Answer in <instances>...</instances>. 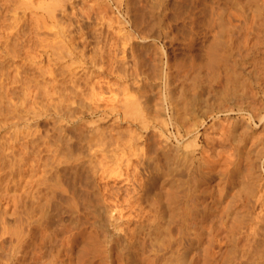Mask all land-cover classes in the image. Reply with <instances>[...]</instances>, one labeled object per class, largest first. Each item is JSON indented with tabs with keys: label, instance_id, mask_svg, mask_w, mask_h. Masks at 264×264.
Segmentation results:
<instances>
[{
	"label": "rangeland",
	"instance_id": "374dc122",
	"mask_svg": "<svg viewBox=\"0 0 264 264\" xmlns=\"http://www.w3.org/2000/svg\"><path fill=\"white\" fill-rule=\"evenodd\" d=\"M61 1L60 0H30V1L29 0H0V99H1V101H0V235H1L0 236V251H1L0 252V264H17V263L18 264H32L34 259H37L39 256H41V255L46 256L45 251L48 247H47V243L45 241L44 242L46 243V246H43L42 247L43 249H39V251L38 250L36 251V249H38L39 247L35 248L37 246H40L39 245L40 243H41V246L45 244L44 242L40 241L41 238H39V237H41V235L40 234H39L40 236L37 235L38 232L40 233V230L37 228L32 229L33 231L31 232L32 234L34 233L33 234L34 236L31 234L32 235L31 237L32 238L35 237V238H33V239H35V241L32 238H29V241H31V242H29L28 237L24 236L22 238L23 240H21V242H18L20 244L17 245V241H16L17 237L15 234V230L17 229L16 228L17 223H16V219L14 220V218H16L15 217L16 216L15 211H14L15 210L14 204L16 205L17 198H18L16 195H19L21 192H23V190L26 191V187H25L26 184L23 181L25 180V178L27 179V177L22 179V183L24 184V186H22L23 184L21 183V181L17 182L18 181L17 172H16V170H17V159H18L17 156L19 154H21L23 156V160L24 159L27 160V158L34 159L33 157L36 158L38 156L44 157V155H43L44 151H46L48 149L49 151H47V152H49L51 154L50 150L53 149L54 145H56L57 143L59 145L57 144L55 146V148H57L56 150L58 153H59L60 149L63 148L61 150H63V151L65 150L68 152V153L64 152L65 154L66 153H67V155L70 154V156H68V159L70 157V160L68 161V159H67L68 164L70 161H71L70 162L71 166L73 164L74 165L77 163L79 164L80 161L83 163L82 164L83 166L79 165V168L77 167L75 169V170L78 169V172H76L77 177L80 175L79 180L76 181V179H75V181L77 183L75 182V184L72 185V178L74 176L73 175L74 169L70 168L72 171L69 170L71 172V174H69L70 173L69 171H68L69 173L67 172L66 176L68 178L64 179L65 184L68 185L70 182V184H69V186L71 185L70 187L75 185L77 187L76 188L74 186V189L76 188V193L79 191L80 188H81V190H80L81 194L84 193L85 188H87V186H84V185H88L89 190H90L89 192H93V193L97 194L99 197L101 196V193L102 194L104 193L103 195H104V198L106 199L105 203H104V201L99 199L98 204H97V202H95V203L91 202V205L92 206L93 205L94 206L95 205L101 206V204H102V206L104 205L103 207H107L108 210L114 209V210L110 211V214L112 213L111 217L113 219L112 218L109 219V217H110V214H109L107 216L108 218L107 217L105 218L106 223H105V225H103L102 228L99 227L100 223H99V221H97V218L94 216V213H93L94 208L87 206L88 204L86 202L89 199L87 197L88 195H86V194H83L81 196L80 193H77L78 195H80L79 201L81 202V204L78 205L80 207L79 209L81 210V211L79 210L78 215H80L79 213L81 212L82 216L84 215V217L85 216L87 217V218L85 217L86 218L85 219L84 217H82L80 215L81 217L79 216V219L81 218L80 220H82V221L79 220L80 224H79V221H78V223H76V225H75V223L71 222V218H72V221H74V219L76 218V216H75L76 213L74 212V215H73V213L71 214L66 206L62 205V207H61V205H59L60 210L58 207L56 210H52L51 213L53 214L54 217L50 213L52 217L50 216V218H49L50 220L48 219L49 223L47 224V226L49 227V230L51 229L50 231H54L56 234V236L53 238V241H52L53 247L51 248V250L52 249L53 250L51 251V253L53 254L54 251L55 252L59 251L58 255H56L57 253H54V256L56 255V258L52 255L53 259H55V261H57V263H59L60 261H62L63 264H72V263L73 264H111L112 262H113L112 264H114L115 262H116L115 264L119 263L121 260L120 261L115 260L116 257L118 259L117 252L119 253V251H116L117 247L115 248L116 252L115 251L110 252V251H108L109 249L107 248L108 245L106 244V242L108 243L110 238H112V237L114 238L116 236V235H113L116 233L115 231H117V233L119 234V232L122 230V231H124V233L126 234L128 239L131 238L130 240L134 241L136 243L134 244L135 247L133 246L132 248H130V251L132 253L134 252L132 254V256L130 253L129 256H131V257L128 256L127 261H125V260L121 261V262H123L121 264H136V263L137 264H185V263L186 264H239L242 260V258H241V246H240L243 243V242H241L242 237L245 238L246 233H250L253 229L258 228V226L262 225V227H264V219H263L264 216H262V214H264L263 213L264 212V206H262V208H260L261 206L256 202L257 198L255 197V195L257 194L258 191H261V189H264V185H262V184H264V171L262 168H260L261 162L264 161V158H262V153H261L264 150V118L261 122L257 121L256 120L257 118H256L255 119L257 121L256 123H254L252 121L250 122L248 120H247L248 122L247 121H240L241 122L240 125L235 128L234 133L237 134L238 138H242L240 144L243 143V147L240 150V156L241 157H240V161H239V163H240V166L238 167L239 169L237 168L238 171L236 169V173L233 176V183H232L233 185L232 184H231V186L229 185L227 192L224 193V191H223V187H224V185H226L225 184V182H226L225 177H227V175H223L222 173H219V172L217 173L219 168H217L218 170L215 171V173H217V174H215L214 177H212V179L209 182L202 181L199 183L200 185L197 187V189L199 191L196 190L197 191L196 194L199 195L198 203H201V204H198V206H197V209L199 210V212H197V214L201 212L200 207L204 208L205 205L207 206L206 203H210L209 201H212L213 199H216L215 200V202H216L215 207L216 208H214L213 210H209L208 215H206L204 225L206 223L207 224L205 225V229L202 232L201 243H199V245L194 244V246H197V247H195L193 250L192 249L189 250L190 252L187 251L186 253H184V255H182L181 258H180L181 253L178 254V252L176 251L177 245L173 243V240H171L174 237L172 235L175 233H178L179 231L176 230V228L182 225L181 226L182 229L180 230L179 233L182 234L189 229V231L186 232V236L188 233V235H189L188 238L189 237L192 238L191 234L193 233V231H194L193 227H195L196 224L194 222L192 223V220H191L190 216H188V214L183 213L185 211L184 209H187L184 205L183 206L180 205L179 210H174L175 212H169L167 210L168 212L166 213L167 214L166 217L168 216V218L171 217L172 219H174V222H172L173 220H171V222H172L171 227L174 228V231L172 230L173 234L170 236H167V234H166L167 232H165V231H164L165 233L162 232L163 231L162 229H164L163 226H165L167 224V223H165V224H163V226H161L162 231L160 229L159 230L163 234H166V235H163V234L161 235L159 230L155 231V233L152 234V237H151L152 241L150 239L146 240L147 241V245H146V241H143V240H145V238H144L145 235H143V231L140 230L141 228L138 227L139 224H142V226H143V221H141V220H143V218H142L143 217L142 216L143 210H141V209H143V204L140 205L141 202L140 201L136 202L134 200L135 197H133L135 194L134 189L138 185H139L138 186L139 189L142 188L141 185L143 184V178L145 177L143 175V169H142L143 163H140L138 161V158L135 157V155H132L134 153H137V150L134 152V149L132 148V150H133V152L131 150L132 154L128 153L130 151L126 150V149H128L126 146L128 143H126V142H128V140L130 141L131 139H133V141L131 140L133 147L135 148L137 146L136 148H140L141 146L143 147V136L146 137V139L148 140L147 141L148 153L152 155V156L150 155V157H154V155L157 152L156 150H158L157 147L162 146V143L160 145V143L158 141L159 140L158 135L162 132L165 136L169 137V141H167L166 147L164 148V150L170 151L171 153L179 150L178 152L181 153L183 151L181 149L182 145L184 144L183 145V149H184V146L189 145L191 143V142L189 143V141H191V140H190V138L188 139V138H186V136H184L183 139L176 141L172 137V135L174 134V129L172 126V119L174 116H176L173 112L178 113L180 111L178 114H181L182 111L185 112L186 110L185 109L183 110L182 105L185 104V102L187 101V98L192 96L196 92L197 89H200L201 87H203L205 90H207V87L210 84L214 85V86L216 85L215 88H221L222 87V85H220L221 83L223 84L222 77H223V73H224L223 72L224 61H222V59L224 60L227 58L226 57V55H228L227 51H228V53H230V52L233 53V55H232V53L229 54V56L232 57L227 62V63L230 62L229 63L230 65L228 64V66H227L229 68H232V65H233L232 63H234L236 60H238L236 56L239 55L238 56L239 59H240V57L242 58V56H243V59H240V61L238 60L239 63L242 61L240 63L242 65L238 66V69H237V67L235 68V70L237 72L239 71V73H237L236 71H235V73L240 75V81L245 80L248 83V85H247L248 96H251L253 94L254 98L256 97L257 100L258 99L260 100V97L264 93V56H263L264 55V0H236V1L235 0H169V1L168 0H161L162 2L160 0H152V1L151 0H148V1L137 0V2H135L136 0H94V1L93 0H88V1L87 0H61ZM113 1H115V2H113ZM118 1L120 2V5H118L119 4ZM127 1H128V3H127ZM153 1L155 3H157L158 5L155 4ZM159 1L162 4H160ZM24 2L25 3L27 2V4L24 5L25 4ZM52 2H54V3H52ZM87 3H88V5H87ZM93 3H94V5H93ZM36 4H38V5H36ZM42 4L45 6V8ZM121 4H122V6H121ZM40 5H41V7H40ZM80 5L82 6L83 9L80 8L81 7ZM151 5L152 6L154 5L155 7L157 6L156 9L158 8L157 10H155V8L153 6L155 13H157L156 16H158L157 21L159 22V24H157L158 26L156 25L157 27L151 25V23H152L151 19H150L151 17H149L150 14L148 12V8ZM28 6H30V7H28ZM184 6H185V8H184ZM52 8H54L53 12L51 10ZM78 8H79V10H81L82 13L79 12ZM87 8H89L90 10H88ZM43 9H48V10H43ZM91 9H93V10H91ZM221 9H223L225 11L223 12V10H221ZM83 10H85V11H83ZM87 10H88L89 14H88ZM108 10H109V12H108ZM244 10H246V11H244ZM50 11L52 13H50ZM90 11H92V12H90ZM221 11L223 12V14ZM239 11H241V12L238 13ZM46 12H49L50 16ZM190 12L192 14H190ZM176 13L178 14V17H177ZM216 13H217V15H216ZM211 14H212V16H211ZM239 14H240V20H239ZM244 14H245V16H243ZM246 14H248V15H246ZM85 15H86V17H84ZM89 15H90V17H89ZM214 15H216V16L214 17ZM218 15H220V16H218ZM235 15L238 17H236ZM51 16H53V17H51ZM91 16H93V17H91ZM99 16L102 19L99 18ZM106 17H108V18H106ZM252 18L254 19V21ZM77 19H78V21H77ZM149 21H150V23H149ZM173 21H174V23H173ZM250 21H252V22H250ZM76 22H77V24H76ZM10 23H12V24H10ZM80 25H81V27H80ZM146 26H147V28H146ZM152 27H154V29ZM233 27H234V29H236V31L234 29H232ZM246 29H247V31H246ZM82 30L87 32V35L89 36L88 38L91 37L89 35V33H92L91 35H94L96 37V40L94 39L95 37L92 36V38L93 37L94 38L93 39L90 38L92 41L91 46L86 48V50L83 51V55L80 56L81 53L79 51L81 49V43L79 42V40L82 42V39L77 38V37H81V36H76V35H78V33H79V35H81ZM120 30H121V33H119ZM126 30H127V32H126ZM76 31H78V33ZM111 31H113V32H111ZM59 33H60V36H59ZM99 33H101V34H99ZM118 33L121 34V37H119ZM69 34H73L72 35L73 37L75 36L74 38H75V41H77V43H74L75 41L73 43L75 46L78 45V46H76V47H78L77 49H71V45L69 43H67L68 42L67 39L69 38V36L71 37V35H69ZM115 34H117L118 36ZM122 34L124 35V37L122 36ZM125 34L127 35V37H125ZM229 34H230V36L228 37ZM157 35H158V37L159 36L160 37L158 38ZM231 35H233L235 37V38H231L232 40L233 39L234 40L232 41L231 39H229L227 41L228 38L233 37ZM64 36L66 39L64 38ZM142 36H143V38H142ZM17 37H18V39H17ZM131 37H133V38H131ZM122 38H127V40L125 39L126 40L125 41ZM145 38H147V39L145 40ZM58 39L60 41H63V43L60 42ZM253 39H256L257 45L255 43V40L253 41ZM56 40H58L57 43H56ZM93 40L95 42H93ZM97 40H99V41H97ZM235 40H238L237 41L238 43ZM96 41L99 43H97ZM124 41L127 44L126 45V52H125V55L127 57L125 56L126 60L124 59L126 64L128 63L127 65L124 64V60L122 61L123 63L121 62V60L119 61V59H122V58H120L122 56L118 55L119 54L118 50L120 49V47L122 46V43H124ZM48 42L49 43L51 42L53 45L54 44L55 45L51 48H48V47L52 46L51 44L49 45ZM226 42H229L228 43L229 45H227ZM231 42H232V44H231ZM236 43L238 45H240L239 46L240 48L237 46V49H240V50H237V53L240 52V54L236 53V49H235V46L237 45ZM252 43H254V46ZM45 44H47L46 47H45ZM106 44L108 47L106 46ZM232 46H233V49H232ZM93 47H94V49L95 48L96 49L94 50ZM98 47H100V48H98ZM132 47L134 48V50L132 49ZM58 48H63V49H59V51H56V50H58ZM107 48H108V50H107ZM50 49H52L54 52H52V50H50ZM100 49L101 50L103 49L105 51H103V50L101 51ZM227 49H229V50L232 49L233 51L231 50L229 52V50H227ZM77 50H79V51H77ZM89 50H91V51H89ZM97 50H98V52H97ZM146 50H147V52H146ZM12 51H13V53H12ZM32 51H33V53H32ZM60 51H62L63 53ZM77 52L79 54H77ZM95 52H96V54H94ZM111 52H112V54H111ZM54 53H56V55ZM86 53L87 54L89 53V54L87 55ZM102 53H103V55H102ZM53 54H54V56H52ZM106 54H108V55H106ZM135 54H136V56H134ZM94 55H95V57H94ZM114 55L115 56L118 55L119 57L115 58ZM34 56H35V58H33ZM47 56H48L50 62L46 61L48 59ZM81 57H82V60H81ZM108 57H109V59H107ZM211 57H214L213 58L214 60ZM88 58L89 59L94 58L95 61L92 64L87 63L88 65L86 64V66H84V64H83L84 59L89 60ZM110 58H111V60H112V58H114L113 60H115L114 61L115 64H111V66L110 65L108 66V62H104V61L110 60ZM135 58H136V61H135ZM217 58H219L220 62L218 61ZM234 58H235V60H233ZM32 59L33 60L35 59V61H38L39 59L42 60L41 64L38 65L39 68H36V69H39V70L41 69L40 71H42L45 68L46 74H44V72H43V75L40 76L41 75L40 71L38 70L39 73H37L38 71L36 72L35 67H34L35 71H33V66L30 65L31 61H33ZM117 60L119 61V63L121 62V64L122 65L124 64V65L123 66L121 64L118 65ZM137 60H138V62H137ZM166 61H168V62H166ZM71 62H73V63H71ZM216 62L218 64H215ZM221 62L223 64L220 65ZM45 63H47V64H45ZM131 64L132 65L134 64V66H132ZM156 64H157V66H156ZM205 64H207V65H205ZM214 65L216 67H214ZM41 67H43V68H41ZM83 67H85L84 73L81 71V69ZM118 67H120V68L118 69ZM129 67H131L132 69ZM158 67L159 68L161 67V68L159 69ZM168 67H169V70H168ZM47 68L49 71L47 70ZM154 69H156L157 71ZM47 71H48V73H47ZM85 71H86V73H85ZM258 71H260V72L258 73ZM122 72H125V73H122ZM62 73H64V74H62ZM216 73H218L219 76H218V74H217V76L214 75ZM83 74H86L87 76L83 75ZM139 74H140V76H139ZM241 74H243V75H241ZM254 74H256L255 75L256 77L253 76ZM15 75L17 77H15ZM89 75H91V76H89ZM199 75L202 77H200ZM1 76H3V77H1ZM13 76L15 78H13ZM71 76H74V77H71ZM166 76H167V78L165 79ZM210 76H214V77L212 78ZM215 76H216V78H215ZM198 77H200V78H198ZM202 78H204V79H202ZM214 78L217 80L214 81L215 80ZM220 79H222L221 83L220 82L218 83V81ZM24 80H25V82H24ZM62 80H64V83ZM212 81H214V82H212ZM35 82H36V84H35ZM44 82H45V84H44ZM47 82H49L50 84L49 83L47 84ZM51 82H53V83H51ZM73 82H74V84H73ZM165 82H166V84H165ZM58 83H60V84H58ZM256 83L259 85H257ZM192 84H193V87H192ZM254 84H256V85H254ZM25 85H28L27 86L28 89L25 87ZM43 85H45V86H43ZM198 85H199V87H198ZM49 86H50V89H52L53 91L49 89ZM61 86H62V88L65 87L66 90H65V88L62 89ZM66 86H68L69 88ZM89 86H90L91 90L89 89ZM52 87L53 88L55 87L56 90H54L55 88L53 89ZM29 88H31V89H29ZM40 88L41 89L43 88L45 90V92L43 90L39 91V90H41ZM260 88H262V89H260ZM47 91H48V93H51V94L48 95V93H46ZM57 91H58V94H57ZM61 91H63V92H61ZM88 91L90 94L88 93ZM5 92H7V93H5ZM21 92H22V94H21ZM25 92L27 94L29 93V95L25 94ZM168 92H169V94H168ZM52 93H53V95H52ZM84 93L86 95L89 94L90 97L85 96ZM95 93H96V96L94 95ZM6 95H8V97ZM25 95H27V97ZM142 95L144 97L143 99H142ZM2 96L5 98H3ZM58 96H60L62 99H60V97L58 98ZM181 96L185 97V98H182ZM49 97L51 98V100ZM81 97H82V99H81ZM23 99H24V101H23ZM46 99H47V101H46ZM55 99L60 101V103L57 102ZM149 99L152 101H150ZM48 100H50L54 103L60 104L59 108L56 107V106H58V104L56 105L52 102H51L52 103L51 104ZM257 100L254 102V104L251 103V105H253L251 107H253V109L255 108V111L253 110V112H255L256 114L261 112V110L263 109V108H260V106H261L260 102L261 101H259V100L257 101ZM6 101L11 102L10 104L12 105V107L10 104H7ZM15 101H16V103H15ZM21 101H23V102H21ZM65 101H66V104H65ZM47 102L49 105L48 104L46 105ZM12 103L16 107L18 106V104H19V106L17 108H15V106H13ZM134 103L138 104V108L140 107L139 109H136V111H135V106H137V105H135ZM181 103H182V105H181ZM257 103H259V105ZM32 104H33V106H32ZM50 104L56 105V106L53 105V107L54 108L56 107V111L58 109L60 111L59 110L57 112L53 111L54 108ZM7 105H9L10 107L8 108ZM42 105H43V107L45 105V107L43 109L41 108ZM132 105L134 107L131 108ZM197 105L198 104H196V106ZM257 105H258V107H257ZM31 106L34 109H28ZM39 106H41V107H39ZM46 106H47V109H46ZM148 106H151V107H148ZM179 106H181L182 109H180L181 107H179ZM242 106H244V105H242ZM19 107H21V108L19 109ZM24 107L26 109H28V111L23 109ZM95 107L97 109L96 113L93 112V109ZM198 107H195L193 110V112H195V114L192 113L194 116L192 114H190L191 116L186 115L188 117H187V120H185L186 116L184 115V117L182 118V121H183V119L185 120V121H183L184 125H185V127H189V130H191L193 128L195 129L197 127L199 130V134H202L204 132L205 128H209L210 124H212V121L215 122V125L217 124L216 126H218V123L220 124L221 122L223 123L224 121H225L224 123H226V121H228V120L230 122H232V121H234L233 119H236V118L241 119L242 118L240 113H233L232 117H229L228 119H227V116L225 114H222L219 116L216 115L214 118H212L209 115H207V116L203 115V113H202L203 110L205 112V109L201 108L203 106H201L199 108ZM185 108L187 110H189V112L193 109L192 108L190 110V107H185ZM244 108L250 110L249 107L245 106ZM6 109H8V110H6ZM10 109H12V110H10ZM127 109H128V111H127ZM176 109H178V110L176 111ZM256 109H261V110L256 111ZM16 110H18V111L16 112ZM29 110H30V112H29ZM32 110H34V112H31ZM130 110H132V111H130ZM139 110H140V112H143V117L146 120V121L144 120L145 121L144 124H143V118L142 117L137 118L134 115L132 116L130 114V112H137V111L139 112ZM24 111H26L28 113H26ZM198 111H200V112H198ZM91 112H93V113H91ZM186 112H188V111H186ZM234 112H238V111H234ZM200 113H202V114H200ZM126 115H127V117H126ZM157 115H159V116L157 117ZM147 117H149V118H147ZM202 122H203V124L201 126H199ZM164 124H166V125L163 126ZM143 125H144V127H143ZM191 126L193 128H191ZM78 127H80V128H78ZM93 127H94V130H93ZM101 128L103 129V131ZM28 130L30 131V133ZM26 131H27V133H26ZM93 132L94 133L96 132L100 135L101 134L103 135V136L101 135L103 138L99 135L102 139L101 144H100L101 147L99 146V144L98 145L96 144V147H94L95 149L92 147L96 152L90 148L91 146L90 147L88 145H87L88 147L86 146L87 140H85L86 136L89 137V135H90L89 138L92 139L91 135L94 134ZM31 133H35L36 135L31 134ZM181 133L183 134V131ZM25 134L26 135L31 134V135L30 136L27 135V138H25L26 137ZM82 134L84 135V137L82 136ZM147 134H148V137H147ZM32 135L33 136L35 135V138H32L33 139L32 141H27L28 139L31 140V138H28V137H32ZM36 137H38V138H36ZM42 138L44 139V141ZM135 138H137L136 139L137 141L135 140ZM204 139L205 138L200 135L199 145H204L206 143ZM107 140H109V141H107ZM45 141L46 142L48 141L47 144L49 142L50 143L52 142V145H53V143H55V142L56 143L53 146L51 145L52 146L51 147L50 145H47L45 143ZM89 141H90V139H89ZM89 141H87V142H89ZM40 142H42V146L44 144V147L47 145V146H50L51 149H49V147L48 148L46 147L47 148L46 150L44 149V147L40 148L39 147ZM34 143L36 144V146L38 145L40 150L44 149L43 153L41 154L42 156L37 154V152H39V149H37L38 150L37 152H36V150L31 152V150L34 147L36 149V146H34L35 145ZM98 143H100V142H98ZM108 143L109 144L111 143V144L109 145ZM29 144H31V145H29ZM60 144H61V147H60ZM65 144H66V146H65ZM102 144H104V145H102ZM105 144L107 147L105 146ZM134 145H136V146H134ZM149 145H150V147H149ZM221 145H222L221 149H224L225 151H232L233 149H231V148H234V146L232 147L228 144L225 145L224 143H222ZM31 146L32 147L34 146V147L32 149H29L28 147H31ZM57 146H59L60 149ZM228 146H230V147H228ZM80 147H81V149H80ZM122 147H124V148L126 147V148L123 150ZM5 148H7V149H5ZM24 148H27V150L25 149V151H26L25 154L27 156L25 154H23ZM82 148H84V149L82 150ZM218 148L220 149V146L216 147V149H218ZM70 149L72 150V152L70 151ZM188 149H190V148H188ZM42 150L40 152H42ZM56 150H54V151H56ZM73 150H75V151H73ZM122 150H123V153L121 152ZM184 150H186V149H184ZM63 151H60L59 154L61 155V153H63ZM92 151H94L95 154L97 155V156L95 155V158H97L98 160H101L102 165H104V166H102V165L101 166L104 168L107 167V169H105V176H104V173H101V172L99 174H94L92 172L93 170H91V169H94V167L89 164V160H88V155L92 154ZM34 152H36L37 156ZM57 152H54V154ZM32 153H34V154H32ZM49 153H46V154H48V156H49ZM46 154H45V156L47 157ZM59 154L58 155L55 154V155H57L56 157H59L60 156ZM63 154H62V156H65ZM123 154H124V157H123ZM67 155H66V158H67ZM158 155H160V154H158ZM28 156H30V157H28ZM62 156H61V158L63 160H66V158L64 159V157H62ZM72 156H74V157H72ZM24 157H27V158H24ZM46 157H44V158H46ZM112 157H114V158H112ZM197 157H198V155H197ZM136 158H137V161H136ZM246 158H248V159H246ZM104 159H106L107 161ZM26 160H24L25 162L23 161L24 164L26 163ZM59 160H61V159L59 158ZM74 160H75V162H74ZM105 161L107 162V164ZM249 163H251L252 166ZM25 166L26 165H24V167ZM91 166H92V168H91ZM225 166L227 167L226 164L222 165V167H225ZM248 166L250 168H253V167L254 168L251 170L250 168H248ZM87 169L88 170L90 169V170L86 171ZM220 169H221V167H220ZM80 170H82V171H80ZM134 170L135 171L138 170V171L135 172ZM85 171H86V173H85ZM231 171H233V169ZM248 171H249V173H248ZM78 173H79V175H78ZM250 173H252L253 175H256V176L251 177L252 174H250ZM27 174H28V172L24 173L23 176H25V175L28 176ZM84 174H85V178H84ZM231 174H232V172H231ZM71 175H73V176H71ZM100 175H101V177H100ZM245 175H247V176L249 175V176L247 177ZM66 176H64V178H66ZM139 176L141 177V179ZM184 176L185 175H182V177H179V178L184 179V181H185V178L187 176H185V177ZM70 177H72V178H70ZM89 177H90V179H88ZM250 177L252 178V181H250L251 180V179H249ZM254 178L257 180L253 181ZM85 179H87V180H85ZM11 180L13 183L11 182ZM78 181H80V183ZM89 181H91V182H89ZM160 181H161V179H160ZM137 183H139V184H137ZM243 183H245V184H243ZM135 184H136V186H135ZM172 184L174 187L176 182H174ZM18 185L21 187H19ZM78 185L80 188H78ZM167 185H165L164 183H161V182H157V184L151 189V193H153L154 195H158V196L161 195V199L163 198V200L166 197H169V198L171 197L173 199L175 194H174V192L173 193L170 192V190L173 187L168 188L169 183ZM255 185H256V188L254 187ZM258 185H261V186H258ZM184 186L187 189V185L185 184ZM240 186L242 188H240ZM251 186H253V187H251ZM137 188L135 190H137ZM185 188H183V189L181 188L182 190L180 189V192H179L180 194L177 192L178 197L180 199L187 192L185 190ZM21 189H23V190H21ZM174 189H175V187H174ZM191 189H193V186ZM183 190L185 192H183ZM19 191H20V193H19ZM168 191H169V193H168L169 196H167L168 194L164 195L165 192H168ZM16 192H17V194H16ZM181 192H183V193H181ZM250 192H252V193H250ZM84 195H85V197H84ZM220 195H222V196H220ZM131 197H133V198H131ZM100 198H102V197H100ZM128 198H129V200H128ZM133 200L135 202H133ZM181 200H183V199H181ZM106 201H108L109 203ZM115 202L119 205L115 204ZM163 202H165V201H163ZM137 203H139V204H137ZM135 204H136V206H135ZM138 205H140V206L137 207ZM84 206H85V208L87 207L86 212H85V210H83V209H85ZM63 207H65V209ZM135 207H137V208H135ZM63 210H68V211H63ZM116 211L119 213H117ZM65 213L66 214L68 213V215H66ZM140 213H141V215H140ZM175 214L177 215V219L175 217ZM185 215L187 217H189V219H187V217L185 218V219H187V221L184 220ZM74 216H75V218H74ZM64 217H65V219H64ZM69 217H71V218H69ZM166 217H165V219H166ZM197 217H198L197 219L199 220L200 216L197 215ZM261 217H263V218H261ZM69 219H70V221H69ZM170 219H169V221H170ZM262 219H263V221L261 222ZM175 220H177L176 223H175ZM188 220L189 221L191 220V221L189 222ZM198 220H195V221L198 222ZM182 221L183 222L186 221L187 224L185 223L186 225L184 226ZM199 221H201V219ZM206 221H208V222H206ZM115 223H116V225H115ZM251 223H253V224H251ZM257 223H258V226H257ZM65 224H66V226H65ZM168 224H170V223H168ZM193 224H195V225H193ZM259 224H261V225H259ZM167 225L165 226V229H166V231H168L169 234H171L170 229H173V228L170 227V229H167ZM186 226L187 227L189 226L188 229H185ZM250 226H252L253 228ZM109 227H112V228H109ZM190 227L193 231L190 229ZM25 228H26V226H25ZM25 228H24V230H26ZM138 228L140 230V233H139V230H137ZM9 229H10V231H9ZM52 229H54V230H52ZM99 229H100V231H99ZM134 229L137 230V232L134 231L133 234L135 233V235H137V233H138L140 235H137L136 237L134 236L132 238L133 235L131 236V232L130 233H128V232L133 231ZM247 229H250V230H247ZM190 230L192 233L190 232ZM96 231L98 233H100V236L98 233H96ZM122 231L120 232V234L123 235ZM260 231L262 232V230H260ZM189 232H190V234H189ZM102 233L104 234V236ZM263 233H264V228H263ZM35 234L39 237L35 236ZM13 235H14V237H13ZM10 236H11V238H10ZM171 236H172V238H171ZM249 236H250L249 239H251V235H249ZM160 237H162V238H160ZM176 237H178V236H175V238ZM153 238H155V239H153ZM169 238H171V239L168 241ZM235 238H236V242L234 243ZM2 240H3V242H2ZM158 240L161 242H159ZM24 241H25V243L27 242V244H25ZM65 241H66V243H65ZM71 241H72V243H71ZM157 241H158V243H157ZM239 242H241V244ZM11 243L14 246H12ZM75 243H76V245H75ZM91 243H92V245H91ZM102 243H104V244H102ZM144 243L148 247H145ZM9 247H10V249H9ZM17 247H19V249H16ZM33 247L35 249H33ZM44 247H46L45 250H44ZM143 247H145V248H143ZM161 247H162V249H161L162 251L159 250V252H160L159 253L160 259H159V257L155 256L156 255L155 251L156 250L158 251V249H160ZM180 248H181V245H180ZM13 249H15V250H13ZM138 249H139V251H138ZM203 249H205L206 254H204ZM234 249H236V250H234ZM9 250H11V251H9ZM103 250L105 252H103ZM124 250H125V254H126V249H124ZM135 250H137V251H135ZM153 250H155V251H153ZM233 250L236 253H234ZM12 251H14V252H12ZM26 251H28V253ZM85 251H86V253H85ZM106 251H107V253H106ZM181 251H182V249H181ZM181 251H179V252H181ZM191 251H193V252H191ZM37 252H39V254ZM109 252L113 256L110 257ZM40 253H41V255H40ZM95 253L96 254L98 253L99 255L98 254L96 255ZM4 254H5L6 258L4 256ZM9 254H10V256H8ZM68 254H69V256H68ZM103 254H105V256ZM236 254H237V256H236ZM15 255H17V256H15ZM59 255H60V257H59ZM7 256L9 257L8 260H7ZM106 256L109 257L111 259V261H110V259L108 260V258ZM191 256H193L194 258ZM57 257H58V259H57ZM156 257H157V259H155ZM3 258H5V260ZM179 259L180 260L182 259L183 263L181 261H179ZM249 259H250L249 261H251V263L253 262V264H254L255 261L257 263V257L256 256L251 257ZM261 259H263V260L259 259L260 261L258 260V263H261V262L263 263L264 256ZM18 260H20V261H18ZM25 260H27V262ZM67 260H70V261L67 262ZM3 261H5V263ZM37 261H39V260L37 259L36 262L34 261L33 264H38L39 262L37 263ZM71 261H72V263H70ZM249 261H247L245 264H250ZM124 262H126V263H124Z\"/></svg>",
	"mask_w": 264,
	"mask_h": 264
},
{
	"label": "bare ground",
	"instance_id": "6f19581e",
	"mask_svg": "<svg viewBox=\"0 0 264 264\" xmlns=\"http://www.w3.org/2000/svg\"><path fill=\"white\" fill-rule=\"evenodd\" d=\"M30 1V0H29ZM61 1V0H60ZM88 1V0H87ZM94 1V0H93ZM146 1H148V0H146ZM152 1V0H151ZM161 1V0H160ZM159 1V2H160ZM169 1V0H168ZM236 1V0H235ZM62 2V1H61ZM82 2V1H81ZM86 2V1H85ZM91 2V1H90ZM113 2H115V1H113ZM119 2V1H118ZM126 2V1H125ZM135 2H137V0L135 1ZM154 2V1H153ZM162 2V1H161ZM160 2V4H162ZM25 3V2H24ZM39 3V2H38ZM50 3V2H49ZM52 3H54V2H52ZM96 3V2H95ZM103 3V2H102ZM127 3H128V1H127ZM155 3V2H154ZM237 3V2H236ZM27 4V2L24 4V5H26ZM47 4V3H46ZM51 4V3H50ZM81 4V3H80ZM107 4V3H106ZM105 4V5H106ZM116 4V3H115ZM136 4V3H135ZM143 4V3H142ZM146 4V3H145ZM144 4V5H145ZM155 4H157V3H155ZM225 4V3H224ZM238 4V3H237ZM23 5V4H22ZM21 5V6H22ZM29 5V4H28ZM36 5H38V4H36ZM43 5V4H42ZM83 5V4H82ZM87 5H88V3H87ZM91 5V4H90ZM93 5H94V3H93ZM117 5V4H116ZM118 5H120V2H119V4ZM129 5V4H128ZM158 5V4H157ZM44 6V5H43ZM47 6V5H46ZM81 6V5H80ZM121 6H122V4H121ZM154 6V5H153ZM153 6L151 5L149 8H148V12H149V14H150V16L149 17H151L150 19H151V25L152 26H156L157 24H159V22L157 21V17L158 16H156V14L157 13H155V10H157L156 9V7L154 6V8H155V10H154V8H153ZM175 6V5H174ZM27 7V6H26ZM28 7H30V6H28ZM40 7H41V5H40ZM91 7V6H90ZM105 7V6H104ZM127 7V6H126ZM178 7V6H177ZM219 7V6H218ZM235 7V6H234ZM38 8V7H37ZM44 8H45V6H44ZM55 8V7H54ZM54 8H52L51 10H52V12L54 11L53 9ZM80 8H82V6L80 7ZM85 8V7H84ZM119 8V7H118ZM128 8V7H127ZM139 8V7H138ZM184 8H185V6H184ZM191 8V7H190ZM42 9V8H41ZM83 9V8H82ZM88 10H90L89 8H87ZM101 9V8H100ZM113 9V8H112ZM116 9V8H115ZM177 9V8H176ZM194 9V8H193ZM233 9V8H232ZM3 10V9H2ZM43 10H48V9H43ZM78 10H79V8H78ZM88 10H87V12H88ZM91 10H93V9H91ZM128 10V9H127ZM221 10H223V9H221ZM241 10V9H240ZM83 11H85V10H83ZM97 11V10H96ZM117 11V10H116ZM166 11V10H165ZM185 11V10H184ZM187 11V10H186ZM225 10H223V12H224ZM234 11V10H233ZM232 11V12H233ZM244 11H246V10H244ZM51 11H50V13H52ZM79 12H81V10H79ZM90 12H92V11H90ZM102 12V11H101ZM108 12H109V10H108ZM222 12V11H221ZM223 12H222V14H223ZM241 11H239L238 13H240ZM48 15H49V12H46ZM82 13V12H81ZM85 13V12H84ZM127 13V12H126ZM131 13V12H130ZM229 13V12H228ZM87 14V13H86ZM88 14H89V12H88ZM128 14V13H127ZM138 14V13H137ZM163 14V13H162ZM177 14V13H176ZM189 14V13H188ZM190 14H192L191 12H190ZM242 14V13H241ZM253 14V13H252ZM106 15V14H105ZM129 15V14H128ZM216 15H217V13H216ZM216 15H214V17L216 16ZM237 15V14H236ZM235 15V16H236ZM246 15H248V14H246ZM251 15V14H250ZM50 16V15H49ZM112 16V15H111ZM120 16V15H119ZM127 16V15H126ZM132 16V15H131ZM211 16H212V14H211ZM218 16H220V15H218ZM222 16V15H221ZM227 16V15H226ZM230 16V15H229ZM228 16V17H229ZM242 16V15H241ZM243 16H245V14L243 15ZM51 17H53V16H51ZM84 17H86V15L84 16ZM88 17V16H87ZM89 17H90V15H89ZM91 17H93V16H91ZM109 17V16H108ZM108 17H106V18H108ZM177 17H178V14H177ZM213 17V18H214ZM227 17V18H228ZM236 17H238V16H236ZM99 18H101L100 16H99ZM124 18V17H123ZM180 18V17H179ZM247 18V17H246ZM254 18V17H253ZM252 18V19H253ZM53 19V18H52ZM88 19V18H87ZM102 19V18H101ZM116 19V18H115ZM231 19V18H230ZM248 19V18H247ZM86 20V19H85ZM145 20V19H144ZM184 20V19H183ZM233 20V19H232ZM239 20H240V14H239ZM245 20V19H244ZM250 20V19H249ZM77 21H78V19H77ZM87 21V20H86ZM115 21V20H114ZM118 21V20H117ZM146 21V20H145ZM160 21V20H159ZM253 21H254V19H253ZM81 22V21H80ZM165 22V21H164ZM231 22V21H230ZM238 22V21H237ZM250 22H252V21H250ZM149 23H150V21H149ZM173 23H174V21H173ZM186 23V22H185ZM10 24H12V23H10ZM76 24H77V22H76ZM113 24V23H112ZM163 24V23H162ZM244 24V23H243ZM251 24V23H250ZM96 25V24H95ZM115 25V24H114ZM147 25V24H146ZM15 26V25H14ZM93 26V25H92ZM126 26V25H125ZM130 26V25H129ZM158 26V25H157ZM156 26V27H157ZM228 26V25H227ZM76 27V26H75ZM78 27V26H77ZM80 27H81V25H80ZM91 27V26H90ZM97 27V26H96ZM99 27V26H98ZM105 27V26H104ZM140 27V26H139ZM143 27V26H142ZM211 27V26H210ZM93 28V27H92ZM107 28V27H106ZM146 28H147V26H146ZM153 29H154V27H152ZM244 28V27H243ZM246 28V27H245ZM249 28V27H248ZM88 29V28H87ZM86 29V30H87ZM90 29V28H89ZM95 29V28H94ZM100 29V28H99ZM105 29V28H104ZM134 29V28H133ZM156 29V28H155ZM160 29V28H159ZM232 29H234V27L232 28ZM74 30V29H73ZM81 30V29H80ZM79 30V31H80ZM84 30V29H83ZM82 30V31H83ZM101 30V29H100ZM107 30V29H106ZM105 30V31H106ZM124 30V29H123ZM137 30V29H136ZM152 30V29H151ZM235 31H236V29H234ZM81 31V35H79V33H78V31H76L77 33H78V35H76V36H81V37H77V38H81L82 39V42L79 40V42L81 43V49H80V51L79 50H77V51H79L80 53H81V55L80 56H82L83 55V51L84 50H86V48H88L89 46H91V44H92V41H91V39L90 38H92V36H94V35H91L92 33H89V35L91 36L90 38H88L89 36L87 35V32H85V31H83L82 32ZM99 31V30H98ZM104 31V32H105ZM125 31V30H124ZM154 31V30H153ZM162 31V30H161ZM164 31V30H163ZM214 31V30H213ZM212 31V32H213ZM246 31H247V29H246ZM60 32V31H59ZM97 32V31H96ZM111 32H113V31H111ZM110 32V33H111ZM126 32H127V30H126ZM142 32V31H141ZM147 32V31H146ZM229 32V31H228ZM260 32V31H259ZM72 33V32H71ZM119 33H121V30H120V32ZM118 33V35H119V37H121V34H119ZM145 33V32H144ZM235 33V32H234ZM96 34V33H95ZM99 34H101V33H99ZM133 34V33H132ZM142 34V33H141ZM157 34V33H156ZM246 34V33H245ZM19 35V34H18ZM58 35V34H57ZM65 35V34H64ZM67 35V34H66ZM69 35H71V37L69 36ZM68 36H69V40L67 39V43H69L70 45H71V49H77L78 47H76V46H78V45H74V43H77V41H75V36L73 37L72 35L73 34H69ZM115 35H117V34H115ZM117 35V36H118ZM130 35V34H129ZM144 35V34H143ZM165 35V34H164ZM251 35V34H250ZM257 35V34H256ZM56 36V35H55ZM59 36H60V33H59ZM58 36V37H59ZM103 36V35H102ZM108 36V35H107ZM110 36V35H109ZM122 36L124 37V35L122 34ZM230 36V34L228 35V37ZM231 36H233V35H231ZM52 37V36H51ZM57 37V36H56ZM95 37V36H94ZM93 37V38H94ZM98 37V36H97ZM125 37H127V35L125 34ZM157 37H158V35H157ZM160 37V36H159ZM158 37V38H159ZM166 37V36H165ZM262 37V36H261ZM48 38V37H47ZM54 38V37H53ZM64 38H65V36H64ZM92 38V39H93ZM106 38V37H105ZM116 38V37H115ZM131 38H133V37H131ZM130 38V39H131ZM142 38H143V36H142ZM155 38V37H154ZM231 38H235L234 36L233 37H230V38H228L227 39V41L229 40V39H231ZM239 38V37H238ZM255 38V37H254ZM16 39V38H15ZM17 39H18V37H17ZM16 39V40H17ZM66 39V38H65ZM95 40H96V37L94 38ZM104 39V38H103ZM120 39V38H119ZM123 40H127V38H122ZM147 38H145V40H146ZM59 40V39H58ZM58 40H56V43H57V41ZM78 40V39H77ZM125 40V41H126ZM232 40V39H231ZM234 40V39H233ZM232 40V41H233ZM252 40V39H251ZM255 40V43H256V45H257V42H256V39H253V41ZM15 41V40H14ZM13 41V42H14ZM55 41V40H54ZM53 41V42H54ZM60 41V40H59ZM75 41V42H74ZM97 41H99V40H97ZM96 41V42H97ZM106 41V40H105ZM109 41V40H108ZM121 41V40H120ZM125 41H124V43H122V46L120 47V49L118 50V55H121L122 57H120V58H122V59H119V61L121 60V62L125 59L126 60V58H125V52H126V43H125ZM136 41V40H135ZM154 41V40H153ZM236 42L238 41V40H235ZM52 42V41H51ZM49 43L48 42V44L50 45H52V46H50V47H48V48H51V47H53L54 45L52 44V43ZM60 42H62L63 43V41H60ZM74 42V43H73ZM93 42H95L94 40H93ZM102 42V41H101ZM55 43V42H54ZM59 43V42H58ZM73 43V44H72ZM97 43H99V42H97ZM137 43V42H136ZM151 43V42H150ZM196 43V42H195ZM227 43V45H229L228 43L229 42H226ZM234 43V42H233ZM238 43V42H237ZM236 43V44H237ZM60 44V43H59ZM111 44V43H110ZM140 44V43H139ZM152 44V43H151ZM187 44V43H186ZM189 44V43H188ZM231 44H232V42H231ZM230 44V45H231ZM253 44V46H254V43H252ZM17 45V44H16ZM20 45V44H19ZM46 45L47 44H45V47H46ZM61 45V44H60ZM64 45V44H63ZM62 45V46H63ZM68 45V44H67ZM99 45V44H98ZM215 45V44H214ZM61 46V47H62ZM96 46V45H95ZM106 46H107V44H106ZM112 46V45H111ZM237 46L239 47L240 45H236L235 46V49H236V53H237V50H240V49H237ZM12 47V46H11ZM97 47V46H96ZM103 47V46H102ZM108 47V46H107ZM218 47V46H217ZM13 48V47H12ZM55 48V47H54ZM69 48V47H68ZM98 48H100V47H98ZM152 48V47H151ZM229 48V47H228ZM240 48V47H239ZM59 49H63V48H58V50H56V51H59ZM93 49H94V47H93ZM96 49V48H95ZM94 49V50H95ZM132 49L134 50V48L132 47ZM188 49V48H187ZM230 49V48H229ZM229 49H227V50H229ZM232 49H233V46H232ZM231 49V50H232ZM16 50V49H15ZM50 50H52V49H50ZM101 50V49H100ZM103 50V49H102ZM101 50V51H102ZM107 50H108V48H107ZM154 50V49H153ZM231 50H229V52L231 51ZM253 50V49H252ZM63 51V50H62ZM62 51H60V52H62ZM89 51H91V50H89ZM103 51H105V50H103ZM113 51V50H112ZM117 51V50H116ZM233 51V50H232ZM254 51V50H253ZM260 51V50H259ZM46 52V51H45ZM52 52H54L53 50H52ZM97 52H98V50H97ZM114 52V51H113ZM146 52H147V50H146ZM145 52V53H146ZM153 52V51H152ZM157 52V51H156ZM155 52V53H156ZM226 52V51H225ZM235 52V51H234ZM255 52V51H254ZM12 53H13V51H12ZM32 53H33V51H32ZM63 53V52H62ZM91 53V52H90ZM105 53V52H104ZM108 53V52H107ZM136 53V52H135ZM218 53V52H217ZM230 53H232V52H230ZM230 53H228V51H227V54L228 55H226V59H222V61H224V64L221 62L220 63V65L221 64H223L224 65V68H223V77H222V79H220L219 81H218V83L220 82L221 83V80H222V82H223V84L221 83L220 85H222V87L221 88H215V86L214 85H209L208 87H207V90H205L203 87H201L200 89H197L196 90V92L192 95V96H190L189 98H187V101L185 102V104L184 105H182V103H181V105H182V107H183V110L185 109L186 111H188V112H184V111H182L181 112V114H178L177 112H173L176 116H174L173 117V119H172V126H173V129H174V134L172 135V137L176 140V141H179L180 139H183V137L184 136H186V138H190V140L191 141H189V145H185L184 146V149H186V150H184L183 149V145H182V147H181V149L183 150L181 153L180 152H178V151H176V152H173V153H171L170 151H165L164 150V148L166 147V143H167V141H169V137H167V136H165L162 132L158 135V141H159V143H160V145H161V143H162V146H160L159 144V146L160 147H157L158 148V150H156L157 152H156V154L154 155V157H150V155L151 154H149L148 153V146H147V139H146V137H144L143 136V147L141 146L140 148H136L137 146L136 145H134V146H136L135 148L133 147V145H132V142H131V140L133 141V139H131L130 141L128 140V142H126V143H128L126 146H127V148L128 149H126L127 151H130V152H128V153H131L132 154V152H133V150H132V148L134 149V152L137 150V153H134V154H132V155H135V157H137L138 158V161L140 162V163H143V175L145 176L144 178H143V184L141 185L142 186V188H140L139 189V185L136 187L137 188V190H135L134 189V191H135V194H134V196L133 197H135L134 198V200L136 201V202H138V201H140L141 203H140V205L141 204H143V209H141V210H143V220H141V221H143V226H142V224H139V228H141L140 230H142L143 231V235H145L144 236V238H145V240H143V241H146V240H148V239H150L151 240V237H152V234H154L155 233V231H158L159 229L161 230L162 229V227L161 226H163V224H165V223H170V224H166L167 225V229H170V227H171V223L172 222H174V219H172L171 217H169L168 218V216L166 217V213L169 211V212H175L174 210H179V206L180 205H184L187 209H184L185 211L183 212V213H185V214H188V216H190V218H191V220H192V223L194 222L195 224H196V226L195 227H193L194 229V231L191 229V227H190V229L193 231V233L191 232V230H190V232L192 233L191 235H192V238L191 237H189L188 238V233H187V236H186V232L187 231H189V229H188V227L186 226V228L185 229H188L186 232H184V233H182V234H180L179 232H180V230L182 229V225L181 226H179V227H175L176 228V230H178L177 232L178 233H175V234H173L172 232L174 231V228L173 227H171V228H173V229H170L171 230V234H169L168 233V231H166V229H165V226H163V228L164 229H162L161 231L162 232H167L166 234H167V236H170V235H172V236H174L173 237V239H171L172 238V236H171V238H169L168 239V241L171 239V240H173V243L174 244H176L177 245V252H178V254L179 253H181L180 254V258L182 257V255H184V253H186L187 251H189V250H193L195 247H197V246H194V244H197V245H199V243H201V237H202V232L204 231V229H205V225L207 224H205L204 225V221H205V218H206V215H208V211L209 210H213L214 208H216L215 207V200L216 199H213L212 201H209L210 203H206L207 204V206L205 205V207L203 208V207H200V210H201V212L200 213H198L197 214V212H199V210L197 209V206H198V204H201V203H198V200H199V195L198 194H196L197 193V191H199L198 189H197V187L200 185L199 183L200 182H202V181H206V182H209L211 179H212V177H214V175L215 174H217L218 172L219 173H222L223 175H227V177H225V184L226 185H224V187H223V191H224V193H226L227 192V189H228V187H229V185L231 186V184L233 183V176L235 175V173H236V169L240 166V163H239V161H240V150L242 149V147H243V143L242 144H240L241 143V140H242V138H238V136H237V134H235L234 133V131H235V128L237 127V126H239L240 125V121H252V122H254V123H256L257 121H262L263 120V118H264V93L262 94V96L260 97V100L259 101H261L260 103V108H263L262 110L261 109H256V111L257 110H261V112H259L258 114H256L255 112H253V110L255 111V108L253 109V107H251V106H253V105H251V103H253L254 104V102L257 100V98L255 99L254 98V96H253V94L251 95V96H248V91H247V89H248V87H247V85H248V83L244 80V81H240V75L239 74H237V73H239V71L237 72L236 70H235V68L237 67V69H238V66H240V65H242V64H240L239 63V61H240V59H243V56H242V58L240 57V59H239V55L238 56H236L237 57V59L239 60H236L234 63H232L231 65H232V68H229V67H227L228 66V64L230 63H227L228 62V60L230 59V58H232L231 56H229V54ZM239 54H240V52H238ZM237 53V54H238ZM262 53V52H261ZM35 54V53H34ZM47 54V53H46ZM52 54V53H51ZM55 55H56V53H54ZM54 54L52 55V56H54ZM60 54V53H59ZM65 54V53H64ZM77 54H79L78 52H77ZM87 54V53H86ZM85 54V55H86ZM89 54V53H88ZM87 54V55H88ZM94 54H96V52L94 53ZM100 54V53H99ZM111 54H112V52H111ZM140 54V53H139ZM142 54V53H141ZM147 54V53H146ZM252 54V53H251ZM263 54V53H262ZM13 55V54H12ZM61 55V54H60ZM68 55V54H67ZM72 55V54H71ZM76 55V54H75ZM101 55V54H100ZM99 55V56H100ZM102 55H103V53H102ZM106 55H108V54H106ZM110 55V54H109ZM115 56V58L116 57H119V56ZM131 55V54H130ZM154 55V54H153ZM159 55V54H158ZM221 55V54H220ZM219 55V56H220ZM232 55H233V53H232ZM62 56V55H61ZM60 56V57H61ZM73 56V55H72ZM77 56V55H76ZM134 56H136V54L134 55ZM139 56V55H138ZM137 56V57H138ZM145 56V55H144ZM148 56V55H147ZM208 56V55H207ZM264 56V55H263ZM58 57V56H57ZM68 57V56H67ZM75 57V56H74ZM94 57H95V55H94ZM103 57V56H102ZM107 57V56H106ZM110 57V56H109ZM109 57L107 58V59H109ZM127 57V56H126ZM136 57V58H137ZM149 57V56H148ZM216 57V56H215ZM218 57V56H217ZM222 57V56H221ZM235 57V58H236ZM33 58H35V56L33 57ZM47 58H48V56H47ZM87 58V57H86ZM98 58V57H97ZM100 58V57H99ZM132 58V57H131ZM136 58H135V61H136ZM208 58V57H207ZM210 58V57H209ZM212 59L214 58V57H211ZM235 58L233 59V60H235ZM89 59V58H88ZM94 59V58H93ZM92 58H90L89 60H85L84 59V62H83V64H84V66H86V64L87 63H89V64H92L94 61H95V59L93 60ZM103 59V58H102ZM106 59V60H107ZM114 58H112V60H111V58H110V60H107V61H104V62H108V66L110 65L111 66V64H115V60H113ZM218 59V61L220 62V60H219V58H217ZM33 60V59H32ZM81 60H82V57H81ZM104 60V59H103ZM125 60H124V64L125 65H127L126 64V62H125ZM131 60V59H130ZM214 60V59H213ZM46 61H49V58L46 60ZM63 61V60H62ZM89 61V62H88ZM99 61V60H98ZM118 61V60H117ZM119 61H118V65L119 64H121V62L119 63ZM134 61V62H135ZM140 61V60H139ZM153 61V60H152ZM158 61V60H157ZM217 61V60H216ZM253 61V60H252ZM257 61V60H256ZM41 62H42V60H38V61H35V59L33 60V61H31V63H30V65H32L33 66V71H35L36 70V72L39 70V69H36V68H39L38 67V65H40L41 64ZM50 62V61H49ZM137 62H138V60H137ZM154 62V61H153ZM152 62V63H153ZM166 62H168V61H166ZM71 63H73V62H71ZM123 63V62H122ZM155 63V62H154ZM45 64H47V63H45ZM95 64V63H94ZM107 64V63H106ZM123 64V65H124ZM138 64V63H137ZM136 64V65H137ZM204 64V63H203ZM215 64H218L217 62L215 63ZM72 65V64H71ZM88 65V64H87ZM117 65V66H118ZM122 65V64H121ZM122 65V66H123ZM132 65V64H131ZM139 65V64H138ZM202 65V64H201ZM205 65H207V64H205ZM210 65V64H209ZM213 65V64H212ZM230 65V64H229ZM258 65V64H257ZM42 66V65H41ZM44 66V65H43ZM65 66V65H64ZM91 66V65H90ZM96 66V65H95ZM94 66V67H95ZM105 66V65H104ZM132 66H134V64L132 65ZM156 66H157V64H156ZM155 66V67H156ZM261 66V65H260ZM259 66V67H260ZM34 67H35V70H34ZM100 67V66H99ZM154 67V66H153ZM201 67V66H200ZM214 67H216L215 65H214ZM41 68H43V67H41ZM84 68L85 67H83L82 69H81V71L84 73ZM104 68V67H103ZM120 67H118V69H119ZM129 68H131V67H129ZM136 68V67H135ZM159 68V67H158ZM161 68V67H160ZM159 68V69H160ZM203 68V67H202ZM206 68V67H205ZM220 68V67H219ZM241 68V67H240ZM64 69V68H63ZM117 69V68H116ZM132 69V68H131ZM137 69V68H136ZM150 69V68H149ZM243 69V68H242ZM254 69V68H253ZM261 69V68H260ZM41 70V69H40ZM39 70V71H40ZM44 70V71H43ZM42 71H40V73H41V75L40 76H42L43 75V72H44V74H46V70H45V68L43 69ZM47 70H48V68H47ZM62 70V69H61ZM60 70V71H61ZM65 70V69H64ZM87 70V69H86ZM154 70H156V69H154ZM168 70H169V67H168ZM199 70V69H198ZM39 71L37 72V73H39ZM49 71V70H48ZM48 71H47V73H48ZM59 71V72H60ZM73 71V70H72ZM120 71V70H119ZM157 71V70H156ZM211 71V70H210ZM235 71L237 72V73H235ZM114 72V71H113ZM134 72V71H133ZM160 72V71H159ZM196 72V71H195ZM198 72V71H197ZM216 72V71H215ZM242 72V71H241ZM240 72V73H241ZM260 71H258V73H259ZM85 73H86V71H85ZM115 73V72H114ZM122 73H125V72H122ZM136 73V72H135ZM220 73V72H219ZM263 73V72H262ZM261 73V74H262ZM51 74V73H50ZM62 74H64V73H62ZM70 74V73H69ZM143 74V73H142ZM156 74V73H155ZM158 74V73H157ZM163 74V73H162ZM217 74L218 73H216V74H214V75H216L217 76ZM6 75V74H5ZM83 75H86V74H83ZM166 75V74H165ZM241 75H243V74H241ZM256 74H254L253 76H255ZM263 75V74H262ZM8 76V75H7ZM62 76V75H61ZM87 76V75H86ZM85 76V77H86ZM89 76H91V75H89ZM119 76V75H118ZM124 76V75H123ZM122 76V77H123ZM138 76V75H137ZM139 76H140V74H139ZM156 76V75H155ZM168 76V75H167ZM167 76L165 77V79L167 78ZM200 76V75H199ZM216 76H215V78H216ZM218 76H219V74H218ZM1 77H3V76H1ZM15 77H17L16 75H15ZM14 76H13V78H15ZM71 77H74V76H71ZM132 77V76H131ZM157 77V76H156ZM200 77H202V76H200ZM200 77H198V78H200ZM204 77V76H203ZM210 77H214V76H210ZM256 77V76H255ZM258 77V76H257ZM261 77V76H260ZM12 78V79H13ZM84 78V77H83ZM138 78V77H137ZM214 78V79H215ZM218 78V77H217ZM262 78V77H261ZM260 78V79H261ZM88 79V78H87ZM202 79H204V78H202ZM57 80V79H56ZM61 80V79H60ZM86 80V79H85ZM84 80V81H85ZM169 80V79H168ZM167 80V81H168ZM201 80V79H200ZM217 79H215L214 81H216ZM242 80V79H241ZM36 81V80H35ZM52 81V80H51ZM63 81V83H64V80H62ZM67 81V80H66ZM75 81V80H74ZM198 81V80H197ZM209 81V80H208ZM214 81H212V82H214ZM252 81V80H251ZM24 82H25V80H24ZM32 82V81H31ZM72 82V81H71ZM206 82V81H205ZM246 82V83H245ZM49 82H47V84H48ZM51 83H53V82H51ZM66 83V82H65ZM84 83V82H83ZM194 83V82H193ZM207 83V82H206ZM209 83V82H208ZM31 84V83H30ZM35 84H36V82H35ZM44 84H45V82H44ZM50 84V83H49ZM58 84H60V83H58ZM57 84V85H58ZM67 84V83H66ZM71 84V83H70ZM73 84H74V82H73ZM165 84H166V82H165ZM203 84V83H202ZM205 84V83H204ZM216 84V83H215ZM257 84V83H256ZM256 84H254V85H256ZM72 85V84H71ZM83 85V84H82ZM85 85V84H84ZM250 85V84H249ZM257 85H259V84H257ZM27 86L28 85H25V87L27 88ZM43 86H45V85H43ZM42 86V87H43ZM54 86V85H53ZM59 86V85H58ZM87 86V85H86ZM91 86V85H90ZM90 86H89V89H90ZM35 87V86H34ZM38 87V86H37ZM41 87V86H40ZM66 87H68V86H66ZM93 87V86H92ZM91 87V88H92ZM192 87H193V84H192ZM191 87V88H192ZM198 87H199V85H198ZM53 88V87H52ZM55 88V87H54ZM53 88V89H54ZM61 88H62V86H61ZM60 88V89H61ZM63 88H65V87H63ZM62 88V89H63ZM69 88V87H68ZM73 88V87H72ZM169 88V87H168ZM24 89V88H23ZM28 89V88H27ZM29 89H31V88H29ZM37 89V88H36ZM41 89V88H40ZM49 89H50V86H49ZM80 89V88H79ZM260 89H262V88H260ZM44 91L45 92V90L42 88L41 90H39V91ZM50 90H52V89H50ZM54 90H56V88L54 89ZM65 90H66V88H65ZM91 90V89H90ZM53 91V90H52ZM59 91V90H58ZM58 91H57V94H58ZM64 91V90H63ZM63 91H61V92H63ZM94 91V90H93ZM254 91V90H253ZM29 92V91H28ZM92 92V91H91ZM255 92V91H254ZM5 93H7V92H5ZM41 93V92H40ZM39 93V94H40ZM46 93H48V91L46 92ZM55 93V92H54ZM80 93V92H79ZM88 93H89V91H88ZM142 93V92H141ZM21 94H22V92H21ZM25 94H27L26 92H25ZM44 94V93H43ZM49 94H51V93H48V95ZM64 94V93H63ZM85 94V93H84ZM90 94V93H89ZM89 94L88 95H86L85 94V96H89ZM93 94V93H92ZM168 94H169V92H168ZM27 95H29V93L27 94ZM27 95H25L26 97H27ZM38 95V94H37ZM42 95V94H41ZM52 95H53V93H52ZM51 95V96H52ZM60 95V94H59ZM81 95V94H80ZM95 96H96V93L94 94ZM250 95V94H249ZM7 97H8V95H6ZM46 96V95H45ZM44 96V97H45ZM63 96V95H62ZM69 96V95H68ZM82 96V95H81ZM132 96V95H131ZM3 97V96H2ZM6 97V98H7ZM24 97V96H23ZM33 97V96H32ZM60 96H58V98H59ZM70 97V96H69ZM90 97V96H89ZM134 97V96H133ZM140 97V96H139ZM138 97V98H139ZM182 97V96H181ZM3 98H5V97H3ZM39 98V97H38ZM50 98V97H49ZM71 98V97H70ZM93 98V97H92ZM137 98V99H138ZM144 97H143V95H142V99H143ZM182 98H185V97H182ZM8 99V98H7ZM22 99V98H21ZM33 99V98H32ZM60 99H62L61 97H60ZM81 99H82V97H81ZM85 99V98H84ZM131 99V98H130ZM175 99V98H174ZM6 100V99H5ZM35 100V99H34ZM50 100H51V98H50ZM50 100H48L50 103L52 102V101H50ZM56 100V99H55ZM150 100V99H149ZM176 100V99H175ZM174 100V101H175ZM257 100V101H258ZM0 101H1V99H0ZM10 101V100H9ZM9 101H6V103L7 104H10L11 102H9ZM23 101H24V99H23ZM23 101H21V102H23ZM46 101H47V99H46ZM57 102H59L60 103V101H58V100H56ZM134 101V100H133ZM144 101V100H143ZM150 101H152V100H150ZM18 102V101H17ZM36 102V101H35ZM62 102V101H61ZM64 102V101H63ZM170 102V101H169ZM168 102V103H169ZM5 103V104H6ZM15 103H16V101H15ZM52 103H54V102H52ZM51 103V104H52ZM127 103V102H126ZM140 103V102H139ZM149 103V102H148ZM13 104V103H12ZM18 104V103H17ZM21 104V103H20ZM23 104V103H22ZM44 104V103H43ZM48 104V102L46 103V105ZM50 104V105H51ZM54 104H58V103H54ZM53 104V105H54ZM65 104H66V101H65ZM68 104V103H67ZM135 104V103H134ZM133 104V105H134ZM141 104V103H140ZM139 104V105H140ZM164 104V103H163ZM176 104V103H175ZM196 104H198L197 106H196ZM258 105H259V103H257ZM11 105V104H10ZM49 105V104H48ZM53 105H51L52 107H53ZM56 105H54V106H56ZM131 106V108L132 107H134L135 105H137V106H135V111H136V109H139L138 108V104H135L134 106ZM143 105V104H142ZM169 105V104H168ZM171 105V104H170ZM242 105H244V106H242ZM258 105H257V107H258ZM8 106V108L10 107L9 105H7ZM13 106H15L14 104H13ZM18 106H19V104H18ZM17 106V107H18ZM22 106V105H21ZM32 106H33V104H32ZM32 106L31 107H29L28 109H34V108H32ZM59 106H60V104H58V106H56L57 108H59ZM66 106V105H65ZM126 106V105H125ZM201 107V106H203V107H201L202 109L204 108L205 109V112H204V110H203V115L204 116H207V115H209L210 117H212V118H214L216 115H222V114H225L226 116H227V119L229 118V117H232V115H233V113H240V115L242 116V118L240 119H233L234 121H232V122H230L229 120L228 121H226V123H218V126H216L215 125V122H213L212 121V124H210V127L209 128H205V130H204V132L202 133V134H199V130H198V128L196 127L195 129L191 126V128H193V129H191V130H189V127H185V125H184V122L183 121H185V120H187V117L188 116H191L190 114H192V113H194L195 114V112H193V110H194V108L195 107ZM251 107L250 108V110L249 109H246V108H244V107ZM256 106V105H255ZM11 107H12V105H11ZM16 106H15V108H17ZM39 107H41V106H39ZM44 107H45V105H44ZM43 107V105H42V109L44 108ZM56 107L54 108V110L53 111H56ZM64 107V106H63ZM62 107V108H63ZM130 107V106H129ZM148 107H151V106H148ZM179 107H181V106H179ZM182 107L180 108V109H182ZM185 107H190V112H189V110H187ZM198 107V108H199ZM21 107H19V109H20ZM65 108V107H64ZM23 109H25L26 111H28V109H26L25 107L23 108ZM46 109H47V106H46ZM45 109V110H46ZM91 109V108H90ZM126 109V108H125ZM130 109V108H129ZM160 109V108H159ZM6 110H8V109H6ZM10 110H12V109H10ZM59 110V109H58ZM57 110V111H58ZM123 110V109H122ZM134 110V109H133ZM146 110V109H145ZM178 109H176V111H177ZM198 110V109H197ZM18 110H16V112H17ZM26 111H24V112H26ZM47 111V110H46ZM56 111V112H57ZM60 111V110H59ZM96 111H97V109H96V107L93 109V112H95L96 113ZM127 111H128V109H127ZM130 111H132V110H130ZM158 111V110H157ZM234 111H238V112H234ZM29 112H30V110H29ZM31 112H34V110H32ZM93 112H91V113H93ZM162 112V111H161ZM198 112H200V111H198ZM13 113V112H12ZM26 113H28V112H26ZM25 113V114H26ZM125 113V112H124ZM202 113H200V114H202ZM130 114L133 116H135V117H142L143 118V124L145 123V118L143 117V112H140V110H139V112L137 111V112H130ZM128 115V114H127ZM127 115H126V117H127ZM173 115V114H172ZM184 115L186 116V115H188V116H186V119L184 120L183 119V121H182V118L184 117ZM193 115V114H192ZM146 116V115H145ZM159 115H157V117H158ZM194 116V115H193ZM131 117V116H130ZM132 118V117H131ZM147 118H149V117H147ZM218 118V117H217ZM257 118V119H256ZM219 119V118H218ZM257 121H256V120ZM145 120V121H144ZM154 120V119H153ZM155 121V120H154ZM247 121V122H248ZM150 122V121H149ZM148 122V123H149ZM187 122V121H186ZM185 122V123H186ZM142 123V122H141ZM162 123V122H161ZM203 124V122L199 125V126H201ZM84 125V124H83ZM142 125V124H141ZM146 125V124H145ZM166 124H164L163 126H165ZM196 125V124H195ZM216 127H215V126ZM77 126V125H76ZM92 126V125H91ZM162 126V127H163ZM81 127V126H80ZM80 127H78V128H80ZM143 127H144V125H143ZM71 129V128H70ZM102 129V128H101ZM145 129V128H144ZM66 130V129H65ZM93 130H94V127H93ZM29 131V130H28ZM79 131V130H78ZM87 131V130H86ZM102 131H103V129H102ZM183 131V134L181 133ZM34 132V131H33ZM83 132V131H82ZM85 132V131H84ZM244 132V131H243ZM26 133H27V131H26ZM29 133H30V131H29ZM65 133V132H64ZM88 133V132H87ZM94 133V132H93ZM96 133V132H95ZM94 133V134H95ZM217 133V134H216ZM31 134H35V133H31ZM31 134H27V135H31ZM85 134V133H84ZM90 134V133H89ZM88 134V135H89ZM91 135L92 136V139L91 138H89L90 137V135H89V137L88 136H86V138H85V140H87V141H89V139H90V141L89 142H87L86 141V146L88 145L91 149H93L94 147H96V144L98 145L99 144V146H100V144H101V141H102V139H101V137L103 136L102 134V136L100 135V134H98V133H96L95 135ZM24 135V134H23ZM26 135V134H25ZM27 135H26V137L25 138H27ZM36 135V134H35ZM35 135L33 136L32 135V137H28V138H31V140H27V141H32L33 139L32 138H35ZM101 137H100V136ZM153 135V134H152ZM171 135V134H170ZM200 135L201 136H203L205 139V146L204 145H199V141H200ZM64 136V135H63ZM82 136L84 137V135L82 134ZM94 136V137H93ZM147 137H148V134H147ZM36 138H38V137H36ZM45 138V137H44ZM47 138V137H46ZM65 138V137H64ZM88 138V139H87ZM103 138V137H102ZM109 138V137H108ZM43 139V138H42ZM66 139V138H65ZM106 139V138H105ZM113 139V138H112ZM130 139V138H129ZM137 138H135V140H136ZM46 140V139H45ZM134 140V141H135ZM152 140V139H151ZM155 140V139H154ZM244 140V139H243ZM42 141V140H41ZM43 141H44V139H43ZM42 141V142H43ZM106 141V140H105ZM107 141H109V140H107ZM116 141V140H115ZM137 141V140H136ZM37 142V141H36ZM42 142H40L39 144L42 146ZM48 142V141H47ZM47 142L45 141V143L47 144ZM55 142V141H54ZM98 142H100V143H98ZM186 142V141H185ZM227 142V143H226ZM243 142V141H242ZM33 143V142H32ZM38 143V142H37ZM56 143V142H55ZM55 143H53V145L55 144ZM88 143V144H87ZM92 143V144H91ZM105 143V142H104ZM114 143V142H113ZM117 143V142H116ZM125 143V144H126ZM158 143V142H157ZM183 143V142H182ZM222 143H224L225 145L226 144H228V145H230V146H234V148H231V149H233L232 151H225L224 149H221V144ZM35 144V143H34ZM58 144V143H57ZM56 144V145H57ZM90 144V145H89ZM109 144V143H108ZM111 144V143H110ZM109 144V145H110ZM155 144V143H154ZM188 144V143H187ZM29 145H31V144H29ZM33 145V144H32ZM39 145V147L40 148H43L44 147V144H43V146L41 147ZM47 145H52V142L50 143H48ZM45 146L44 147V149L46 150L48 147H49V149H51V147L53 146ZM56 145H54V147H53V149H51L50 150V152H51V154L49 153V152H47V151H49L48 149L46 150V151H44V153L46 152V153H49V156H48V154H46L47 155V157L45 156V154L43 153V150H42V152H40L41 150L39 149V147H38V145L36 146V144L34 145V146H36V149H35V147L33 148L32 146L31 147H28L29 149H32L31 150V152L32 151H35L36 150V152L38 151L37 149H39V152H37V154L38 155H40V156H42L41 154L43 153V155H44V157H46V158H44L43 156V158L42 157H33L34 159H29V158H27V157H24V158H27V160L26 159H24V160H26V163L24 164V160H23V156L21 155V154H19L18 156H17V170H16V172H17V179H18V181L17 182H19V181H21V183H22V179H24L25 177H27V179L25 178V180L23 181V182H25V184H26V191L25 190H23V189H21V190H23V192H21L20 193V191H19V195H16L18 198H17V202H16V205L14 204V206H15V217L16 218H14V220L16 219V223H17V226H16V230H15V234H16V237H17V245H19L20 243H18V242H21V240H23L22 238L24 237V236H27L28 237V241H29V238H32L31 236L34 234H32L31 232L33 231L32 229H35V228H37V229H39L40 230V233L38 232V234L37 235H41V237H39V236H37L36 234H35V236H37V237H39V238H41L40 239V241L41 242H46L47 243V249H46V256H42L41 255V253H40V255L41 256H37L38 258V260L39 261H37V263L39 262L40 264H56L57 263V261H55V259H53V256H54V253H57L56 255H58V252L59 251H57V252H53V254L51 253V251L53 250H51V248L53 247V238L56 236V234H55V232L54 231H50L49 230V227L47 226V224L49 223L48 222V219L50 218V216H51V211L52 210H56L57 209V207L59 208V205H61V207H62V205H64V206H66L67 208H68V210H69V212L72 214L73 213V215H74V212L76 213V218H75V216H74V221H72V218L71 217H69V218H71V222L72 223H75V225H76V223H78V221L81 219H79V216L81 215V212L79 213L80 215H78V212H79V206L78 205H80L81 204V202L79 201V198H80V195L82 196L83 194H86V195H88L87 197H88V199L89 200H87V206L88 207H92V208H94L93 209V213H94V216L97 218V221H99V223H100V228H102L103 227V225H105V223H106V217L110 214V211H112V210H114V209H109L108 210V208L107 207H103L102 206V204H101V206H98V205H91V202L93 203H95V202H97V204H98V201H99V199H101L102 201H104V203H105V198H104V193L102 194L101 193V196L100 197H102V198H100L97 194H95V193H93V192H89L90 190H89V186L88 185H84V186H87V188H85V191H84V193H82L81 194V188L79 187V185H78V188H80L79 189V191L77 192V193H80V195H78L77 193H76V188L74 189V186H72V187H70L69 186V184H70V180L68 181L69 182V184L68 185H66L65 184V181H64V179H67L68 177L66 176L67 175V172L70 170V171H72L71 169H74V176L73 175H71V176H73V178L72 177H70V178H72V185L73 184H75V182L77 181V180H79V173H78V177H77V174H76V172H78V169L77 170H75L77 167L79 168V165L81 166L83 163L80 161V163L78 164H73L72 166L70 165L71 163V161L69 162V164L67 163L69 160H70V157H69V159H68V156H70V154L69 155H67V151H63V150H61V149H63V148H61L60 149V147H61V144H60V147L59 146H57L59 149H60V151H63V153L64 152H67L66 154L64 153H61V155L59 154L60 153V151H59V153L57 152V148H55V146ZM59 145V144H58ZM102 145H104V144H102ZM157 145V146H158ZM24 146V145H23ZM22 146V147H23ZM65 146H66V144H65ZM82 146V145H81ZM87 146V147H88ZM105 146H106V144H105ZM116 146V145H115ZM219 147L220 146V149L218 148V149H216V147ZM230 146H228V147H230ZM38 147V148H37ZM47 147V148H46ZM77 147V146H76ZM75 147V148H76ZM93 147V148H92ZM101 147V146H100ZM107 147V146H106ZM149 147H150V145H149ZM55 148V149H54ZM89 148V149H90ZM123 148V150L126 148H124V147H122ZM121 148V149H122ZM188 148H190V149H188ZM5 149H7V148H5ZM25 149L27 150V148H24V152H23V154H25L26 153V151H25ZM58 149V150H59ZM80 149H81V147H80ZM84 148H82V150H83ZM87 149V148H86ZM90 149V150H91ZM95 149V148H94ZM93 149V150H94ZM230 149V148H229ZM249 149V148H248ZM54 150H56V151H54ZM67 150V149H66ZM77 150V149H76ZM89 150V151H90ZM123 150L121 151L122 153H123ZM131 150H132V152H131ZM70 151L72 152V150L70 149ZM73 151H75V150H73ZM79 151V150H78ZM95 151V150H94ZM94 151H92V154H89L88 155V160H89V164L90 165H92L93 167H94V169H91L92 168V166H91V170H93L92 172L94 173V174H99L100 172L101 173H104V176H105V169H107V167H102V166H104V165H102V163H101V160H98L97 158H95V152ZM30 152V151H29ZM36 152H34L35 154H36ZM54 152H57V153H55V154H59L60 156L59 157H56L57 155H55L54 154ZM81 152V151H80ZM84 152V151H83ZM91 152V151H90ZM261 152V151H260ZM21 153V152H20ZM28 153V152H27ZM34 153H32V154H34ZM79 153V152H78ZM102 153V152H101ZM152 153V152H151ZM262 153V158H264V150H263V152H261ZM37 154H36V156H37ZM62 154L63 155H65V156H62ZM77 154V153H76ZM82 154V153H81ZM87 154V153H86ZM125 154V153H124ZM124 154H123V157H124ZM158 154H160V155H158ZM26 155V154H25ZM24 155V156H25ZM30 155V154H29ZM51 155V156H50ZM66 155H67V158H66ZM78 155V154H77ZM104 155V154H103ZM197 155H198V157H197ZM27 156V155H26ZM34 156V155H33ZM61 156L62 157H64V159L66 158V160H63L62 158H61ZM75 156V155H74ZM74 156H72V157H74ZM97 156V155H96ZM126 156V155H125ZM152 156V155H151ZM28 157H30V156H28ZM193 157V158H192ZM59 158L61 159V160H59ZM95 158V159H94ZM112 158H114V157H112ZM137 158H136V161H137ZM13 159V158H12ZM67 159H68V161H67ZM103 159V158H102ZM246 159H248V158H246ZM14 160V159H13ZM78 160V159H77ZM76 160V161H77ZM104 160H106V159H104ZM110 160V159H109ZM5 161V160H4ZM16 161V160H15ZM24 161V162H23ZM107 161V160H106ZM105 161V162H106ZM262 161V160H261ZM260 161V162H261ZM14 162V161H13ZM28 162V163H27ZM74 162H75V160H74ZM78 162V161H77ZM87 162V161H86ZM103 162V161H102ZM73 163V162H72ZM29 164V165H28ZM106 164H107V162H106ZM227 165V167L225 166V167H222V165ZM251 166H252V164L251 163H249ZM260 164V163H259ZM14 165V164H13ZM24 165H26L25 167H24ZM87 165V164H86ZM85 165V166H86ZM102 165V166H101ZM141 165V164H140ZM249 165V166H250ZM12 166V165H11ZM83 166V165H82ZM244 166V165H243ZM246 166V165H245ZM248 166V168H250ZM15 167V166H14ZM220 167H221V169H220ZM247 167V166H246ZM71 168V169H70ZM85 168V167H84ZM83 168V169H84ZM110 168V167H109ZM108 168V169H109ZM217 168H219V170L217 169ZM254 168V167H253ZM253 168H250L251 170L253 169ZM260 168H262L263 169V171H264V161L263 162H261V167ZM82 169V168H81ZM89 169V170H90ZM136 169V168H135ZM233 169V171H231ZM239 169V168H238ZM238 169H237V171H238ZM247 169V168H246ZM258 169V168H257ZM261 169V170H262ZM85 170V169H84ZM88 169L86 170V171H89ZM214 170V171H213ZM216 170H218L217 171V173H215V171ZM249 170V169H248ZM69 171V172H70ZM80 171H82V170H80ZM86 171H85V173H86ZM135 171V170H134ZM138 171V170H137ZM137 171H135V172H137ZM232 172V174H231V172ZM250 171V170H249ZM249 171H248V173H249ZM26 172H28V176H23V174L24 173H26ZM68 172V173H69ZM91 172V173H92ZM240 172V171H239ZM247 172V171H246ZM251 172V171H250ZM12 173V172H11ZM90 173V172H89ZM15 174V173H14ZM69 174H71V172L69 173ZM76 174V175H75ZM135 174V173H134ZM250 174H252V173H250ZM249 174V175H250ZM89 175V174H88ZM93 175V174H92ZM103 175V174H102ZM107 175V174H106ZM182 175H185V176H187L186 178H185V181H184V179H181V178H179V177H182ZM248 175V176H249ZM11 176V175H10ZM64 176H66V178H64ZM96 176V175H95ZM108 176V175H107ZM184 176V177H185ZM242 176V175H241ZM240 176V177H241ZM245 176H247V175H245ZM247 176V177H248ZM253 176H256V175H251V177H253ZM5 177V176H4ZM15 177V176H14ZM94 177V176H93ZM100 177H101V175H100ZM103 177V176H102ZM140 177V176H139ZM249 178V179H251L250 181H252V178ZM10 178V177H9ZM8 178V179H9ZM81 178V177H80ZM84 178H85V174H84ZM92 178V177H91ZM14 179V178H13ZM75 179H76V181H75ZM88 179H90V177L88 178ZM94 179V178H93ZM140 179H141V177H140ZM160 179H161V181H160ZM85 180H87V179H85ZM257 179H255L254 178V180L253 181H256ZM259 180V179H258ZM14 181V180H13ZM92 181V180H91ZM91 181H89V182H91ZM138 181V180H137ZM11 182H12V180H11ZM10 182V183H11ZM16 182V183H17ZM79 183H80V181H78ZM87 182V181H86ZM157 182H161V183H164L165 185H167L168 183H169V187L168 188H171V187H173V184L172 183H174V182H176V184H175V189H174V187L170 190V192H174V194H175V196H174V198L172 199L171 197L169 198V197H166L164 200H163V198L161 199V195L160 196H158V195H154L153 193H151V189L157 184ZM236 182V181H235ZM258 182V181H257ZM13 183V182H12ZM67 183V182H66ZM77 183V182H76ZM84 183V182H83ZM88 183V182H87ZM86 183V184H87ZM254 183V182H253ZM252 183V184H253ZM19 184V183H18ZM23 184V183H22ZM93 184V183H92ZM137 184H139V183H137ZM187 185V189L185 188V186L184 185ZM202 184V183H201ZM243 184H245V183H243ZM257 184V183H256ZM95 185V184H94ZM233 185V184H232ZM262 185H264V184H262ZM19 186V185H18ZM22 186H24V184L22 185ZM133 186V185H132ZM135 186H136V184H135ZM140 186V187H141ZM168 186V185H167ZM192 186H193V189H191L192 188ZM239 186V185H238ZM243 186V185H242ZM246 186V185H245ZM258 186H261V185H258ZM11 187V186H10ZM19 187H21V186H19ZM24 187V188H25ZM251 187H253V186H251ZM255 188H256V185L254 186ZM263 187V186H262ZM183 189V188H185V190L187 191L186 193H185V195H183L182 196V198L181 199H183V200H181L179 197H178V193L180 192V189ZM201 188V187H200ZM240 188H242L241 186H240ZM246 188V187H245ZM258 188V187H257ZM20 189V188H19ZM98 189V188H97ZM181 189V190H182ZM206 189V188H205ZM244 189V188H243ZM252 189V188H251ZM78 190V189H77ZM84 190V189H83ZM82 190V191H83ZM197 190V191H196ZM202 191V190H201ZM200 191V192H201ZM252 191V190H251ZM86 192V193H85ZM178 192V193H177ZM183 192H185L184 190H183ZM183 192H181V193H183ZM206 192V191H205ZM98 193V192H97ZM169 193V191L168 192H165V194L164 195H167ZM202 193V192H201ZM250 193H252V192H250ZM16 194H17V192H16ZM180 194V193H179ZM204 194V193H203ZM202 194V195H203ZM171 195V194H170ZM167 196H169V194L167 195ZM204 196V195H203ZM220 196H222V195H220ZM84 197H85V195H84ZM133 197H131V198H133ZM181 197V196H180ZM255 197L257 198V203L261 206L260 208H262V206H264V189H261V191H258L257 192V194L255 195ZM104 198V199H103ZM130 198V197H129ZM129 198H128V200H129ZM216 198V197H215ZM254 198V197H253ZM169 199V200H168ZM180 199V200H179ZM86 200V199H85ZM100 200V201H101ZM115 200V199H114ZM132 200V199H131ZM133 200V202H135ZM203 200V199H202ZM205 200V199H204ZM127 201V200H126ZM163 201H165V202H163ZM218 201V200H217ZM85 202V201H84ZM106 202H108V201H106ZM117 202V201H116ZM115 202V204H117ZM130 202V201H129ZM200 202V201H199ZM109 203V202H108ZM85 204V203H84ZM137 204H139V203H137ZM91 205V206H90ZM117 205H119V204H117ZM129 205V204H128ZM132 205V204H131ZM130 205V206H131ZM140 205H138L137 207H139ZM86 206V205H85ZM85 206H84V208H85ZM134 206V205H133ZM135 206H136V204H135ZM137 207H135V208H137ZM258 207V206H257ZM64 209H65V207H63ZM66 208V209H67ZM111 208V207H110ZM181 208V207H180ZM189 208V209H188ZM218 208V207H217ZM221 208V207H220ZM223 209V208H222ZM221 209V210H222ZM258 209V208H257ZM59 210H60V208H59ZM68 210H63V211H68ZM83 210H85V212L87 211V207L85 208V209H83ZM82 210V211H83ZM118 210V209H117ZM168 210V211H167ZM183 210V209H182ZM81 211V210H80ZM4 212V211H3ZM57 212V211H56ZM84 212V211H83ZM89 212V211H88ZM117 212V211H116ZM211 212V211H210ZM51 213V214H50ZM64 213V212H63ZM117 213H119V212H117ZM260 213V212H259ZM264 213V212H263ZM3 214V213H2ZM66 214V213H65ZM83 214V213H82ZM112 214V213H111ZM111 214H110V217H109V219L110 218H112L111 217ZM139 214V213H138ZM171 214V213H170ZM192 216H191V215ZM199 215L200 217V219H201V221H199L197 218V215ZM262 214V213H261ZM62 215V214H61ZM66 215H68V213L66 214ZM140 215H141V213H140ZM196 215V216H195ZM259 215V214H258ZM52 216H53V214H52ZM51 216V217H52ZM72 216V215H71ZM82 216V215H81ZM80 216V217H81ZM262 216H264V214H262ZM54 217V216H53ZM82 217H84V215L82 216ZM86 217V216H85ZM84 217V218H85ZM165 217H166V219H165ZM175 217H176V219H177V215L175 214ZM187 216L185 215V217H184V220H186L187 221V219H189V217H187V219H185ZM257 217V216H256ZM2 218V217H1ZM68 218V217H67ZM87 218V217H86ZM85 218V219H86ZM108 218V217H107ZM168 218V219H167ZM171 218V219H170ZM179 218V217H178ZM183 218V217H182ZM261 218H263V217H261ZM56 219V218H55ZM59 219V218H58ZM64 219H65V217H64ZM113 219V218H112ZM116 219V218H115ZM114 219V220H115ZM169 219H170V221H169ZM264 219V218H263ZM263 219L261 220V222L263 221ZM50 220V219H49ZM84 220V219H83ZM171 220H173L172 222H171ZM190 220V221H191ZM195 220H198V222L197 221H195ZM207 220V219H206ZM256 220V219H255ZM259 220V219H258ZM60 221V220H59ZM69 221H70V219H69ZM77 221V222H76ZM80 221H82V220H80ZM80 221H79V224H80ZM85 221V220H84ZM83 221V222H84ZM110 221V220H109ZM176 221L177 220H175V223H176ZM186 221H182L183 222V224H184V226L187 224L186 223ZM189 221V220H188ZM189 221V222H190ZM260 221V220H259ZM64 222V221H63ZM181 222V221H180ZM206 222H208V221H206ZM69 223V222H68ZM94 223V222H93ZM111 223V222H110ZM142 223V222H141ZM186 223V224H185ZM256 223V222H255ZM254 223V224H255ZM260 223V222H259ZM97 224V223H96ZM109 224V223H108ZM114 224V223H113ZM190 224V223H189ZM195 224H193V225H195ZM251 224H253V223H251ZM70 225V224H69ZM115 225H116V223H115ZM192 225V224H191ZM259 225H261V224H259ZM14 226V225H13ZM12 226V227H13ZM25 226H26V228H25ZM55 226V225H54ZM65 226H66V224H65ZM96 226V225H95ZM97 226V227H98ZM114 226V225H113ZM112 226V227H113ZM118 226V225H117ZM142 226V227H141ZM175 226V225H174ZM177 226V225H176ZM254 226V225H253ZM257 226H258V223H257ZM68 227V226H67ZM112 227H109V228H112ZM161 227V228H160ZM250 227H252V226H250ZM256 227V226H255ZM254 227V228H255ZM262 229H261V228ZM11 228V227H10ZM24 228L26 229V230H24ZM57 228V227H56ZM139 228L137 229V230H139ZM143 228V229H142ZM253 228V227H252ZM263 228L264 227H262V225L261 226H258V228H255V229H253L250 233H246L245 234V238L244 237H242V239H241V242H243L242 244H241V242H239L241 245V258H242V260H241V262L239 263V264H245L247 261H249L250 259L249 258H251V257H254V256H256L257 257V263H258V260L260 259V260H263V259H261L263 256H264V233H263ZM8 229V228H7ZM59 229V228H58ZM114 229V228H113ZM118 229V228H117ZM3 230V229H2ZM1 230V231H2ZM6 230V229H5ZM52 230H54V229H52ZM65 230V229H64ZM119 230V229H118ZM137 230H133V231H127L128 233H130L131 232V236H132V238L135 236H137V235H140V234H138L137 233V235H135V233L133 234V232L135 231V232H137ZM140 230H139V233H140ZM159 230V232H160V234L162 235L163 233L161 232ZM173 230V231H172ZM247 230H250V229H247ZM246 230V231H247ZM260 230H262V232L260 231ZM9 231H10V229H9ZM59 231V230H58ZM99 231H100V229H99ZM115 231V230H114ZM120 231V230H119ZM118 231V232H119ZM122 231V230H121ZM120 231V232H121ZM8 232V231H7ZM14 232V231H13ZM116 233H117V231H115ZM120 232H119V234L117 233H115V234H113V235H116L114 238L112 237V238H110V240L108 241V243L106 242V244L108 245V251H110V252H113V251H115V248H116V251H119V253L117 252V254H118V259H117V257H116V259L115 260H117V261H127V258H128V256L130 255V253H131V256H132V254L134 253H132L131 251H130V248H132L133 246L135 247V243L136 242H134V241H131L130 239H128L127 238V236H126V234L124 233V231H122L123 232V235L122 234H120ZM126 232V233H127ZM164 232V233H165ZM182 232V231H181ZM190 232H189V234H190ZM12 233V232H11ZM96 233H98L97 231H96ZM127 233V234H128ZM142 233V232H141ZM14 234V235H15ZM32 234V235H31ZM99 234V236H100V233H98ZM103 234V233H102ZM166 234H163V235H166ZM178 234V235H177ZM14 235H13V237H14ZM91 235V234H90ZM95 235V234H94ZM93 235V236H94ZM110 235V234H109ZM249 235H251V239H249L250 238V236ZM1 236V235H0ZM12 236V235H11ZM11 236H10V238H11ZM34 236V235H33ZM81 236V235H80ZM98 236V235H97ZM103 236H104V234H103ZM129 236V235H128ZM154 236V235H153ZM166 236V237H167ZM175 236H178V237H176L175 238ZM76 237V236H75ZM33 238H35V237H33ZM32 238V239H33ZM77 238V237H76ZM109 238V237H108ZM128 240H127V239ZM143 238V239H144ZM158 238V237H157ZM160 238H162V237H160ZM165 238V237H164ZM188 238V239H187ZM2 239V238H1ZM16 239V238H15ZM26 239V238H25ZM37 239V238H36ZM153 239H155V238H153ZM34 241H35V239H33ZM32 240V241H33ZM39 240V239H38ZM43 240V241H42ZM60 240V239H59ZM71 240V239H70ZM98 240V239H97ZM103 240V239H102ZM136 240V239H135ZM149 240V241H150ZM157 240V239H156ZM155 240V241H156ZM161 240V239H160ZM164 240V239H163ZM26 241V240H25ZM25 241H24V243H25ZM74 241V240H73ZM152 241V240H151ZM159 241V240H158ZM158 241H157V243H158ZM162 241V240H161ZM161 241H159V242H161ZM166 241V240H165ZM2 242H3V240H2ZM1 242V243H2ZM29 242H31V241H29ZM28 242V243H29ZM38 242V241H37ZM44 242V243H45ZM70 242V241H69ZM75 242V241H74ZM73 242V243H74ZM91 242V241H90ZM104 242V241H103ZM172 242V241H171ZM170 242V243H171ZM236 242V238H235V241H234V243ZM34 243V242H33ZM40 243V242H39ZM43 243V244H44ZM46 243L44 244V245H42L41 246V243L39 244L40 246H37V247H35V248H38V249H36V251L38 250L39 251V249H43L42 247L43 246H46ZM55 243V242H54ZM65 243H66V241H65ZM71 243H72V241H71ZM151 243V242H150ZM3 244V243H2ZM1 244V245H2ZM12 244V243H11ZM25 244H27V242L25 243ZM24 244V245H25ZM30 244V243H29ZM35 244V243H34ZM102 244H104V243H102ZM141 244V243H140ZM161 244V243H160ZM163 244V243H162ZM172 244V243H171ZM16 245V244H15ZM16 245V246H17ZM73 245V244H72ZM75 245H76V243H75ZM91 245H92V243H91ZM95 245V244H94ZM144 245H145V243H144ZM146 245H147V241H146ZM145 245V247H148V246H146ZM180 245H181V248H180ZM185 245V246H184ZM238 245V244H237ZM8 246V245H7ZM12 246H14L13 244H12ZM23 246V245H22ZM21 246V247H22ZM31 246V245H30ZM210 246V245H209ZM4 247V246H3ZM33 247V249H35ZM55 247V246H54ZM62 247V246H61ZM73 247V246H72ZM92 247V246H91ZM141 247V246H140ZM145 247H143V248H145ZM170 247V246H169ZM179 247V248H178ZM15 248V247H14ZM45 248L46 247H44V250H45ZM99 248V247H98ZM102 248V247H101ZM139 248V247H138ZM9 249H10V247H9ZM16 249H19V247H17ZM32 249V250H33ZM62 249V248H61ZM92 249V248H91ZM90 249V250H91ZM120 249V250H119ZM124 249H126V254H125V250ZM162 249V247L160 248V249H158V251L156 250H153V251H155L156 252V255L155 256H157V257H159V259H160V255H159V250H161ZM181 249H182V251H181ZM209 249V248H208ZM13 250H15V249H13ZM43 250V251H44ZM64 250V249H63ZM171 250V249H170ZM234 250H236V249H234ZM233 250V251H234ZM9 251H11V250H9ZM42 251V250H41ZM67 251V250H66ZM115 251V252H116ZM133 251V250H132ZM135 251H137V250H135ZM138 251H139V249H138ZM152 251V250H151ZM162 251V250H161ZM172 251V250H171ZM179 251H181V252H179ZM196 251V250H195ZM1 252V251H0ZM12 252H14V251H12ZM11 252V253H12ZM27 253H28V251H26ZM32 252V251H31ZM35 252V251H34ZM33 252V253H34ZM95 252V251H94ZM98 252V251H97ZM103 252H105L104 250H103ZM110 252H109V254H110ZM173 252V251H172ZM190 252V251H189ZM191 252H193V251H191ZM203 252H204V254H206L205 253V249H203ZM207 252V251H206ZM10 253V252H9ZM38 254H39V252H37ZM49 253V254H48ZM63 253V252H62ZM84 253V252H83ZM85 253H86V251H85ZM106 253H107V251H106ZM210 253V252H209ZM234 253H236L235 251H234ZM14 254V253H13ZM22 254V253H21ZM43 254V253H42ZM96 254V253H95ZM98 254V253H97ZM96 254V255H97ZM108 254V255H109ZM163 254V253H162ZM239 254V253H238ZM25 255V254H24ZM34 255V254H33ZM53 255V256H52ZM56 255L54 256L55 258H56ZM99 255V254H98ZM104 256H105V254H103ZM107 255V254H106ZM122 255V256H121ZM186 255V254H185ZM188 255V254H187ZM190 255V254H189ZM192 255V254H191ZM195 255V254H194ZM193 255V256H194ZM211 255V254H210ZM4 256H5V254H4ZM8 256H10V254L8 255ZM7 256V260H8V257ZM15 256H17V255H15ZM66 256V255H65ZM68 256H69V254H68ZM111 256H113V255H111L110 254V257ZM131 256H129V257H131ZM178 256V255H177ZM193 256H191V257H193ZM236 256H237V254H236ZM14 257V256H13ZM30 257V256H29ZM59 257H60V255H59ZM103 257V256H102ZM101 257V258H102ZM107 257V256H106ZM157 257L155 258V259H157ZM185 257V256H184ZM239 257V256H238ZM5 258H6V256H5ZM5 258H3L4 260H5ZM35 258V257H34ZM72 258V257H71ZM108 258V260L110 259L109 257H107ZM162 258V257H161ZM190 258V257H189ZM194 258V257H193ZM240 258V259H241ZM37 259H34V261L36 262V260ZM57 259H58V257H57ZM67 259V258H66ZM69 259V258H68ZM113 259V258H112ZM134 259V258H133ZM210 259V258H209ZM236 259V258H235ZM234 259V260H235ZM72 260V259H71ZM74 260V259H73ZM184 260V259H183ZM191 260V259H190ZM189 260V261H190ZM211 260V259H210ZM238 260V259H237ZM259 260V261H260ZM18 261H20V260H18ZM26 262H27V260H25ZM33 261V260H32ZM34 261L32 262V264L34 263ZM68 261H70V260H67V262ZM110 261H111V259H110ZM119 262V263H117V264H121V263H123V262ZM179 261H181L182 262V259L180 260L179 259ZM188 261V260H187ZM186 261V262H187ZM4 263H5V261H3ZM22 262V261H21ZM25 262V263H26ZM138 262V261H137ZM7 263V262H6ZM12 263V262H11ZM20 263V262H19ZM38 263V264H39ZM70 263H72V261L70 262ZM113 263V262H112ZM111 263V264H112ZM116 263V262H115ZM114 263V264H115ZM124 263H126V262H124ZM134 263V262H133ZM183 263V262H182ZM249 263L250 264H253V262L251 263V261H249ZM256 263V261H255V263L254 264H257ZM262 263V262H261ZM261 263H258V264H261ZM263 263H264V261H263ZM262 263V264H263ZM18 264V263H17ZM57 264H63V262L62 261H60L59 263H57ZM73 264V263H72ZM137 264V263H136ZM186 264V263H185Z\"/></svg>",
	"mask_w": 264,
	"mask_h": 264
}]
</instances>
